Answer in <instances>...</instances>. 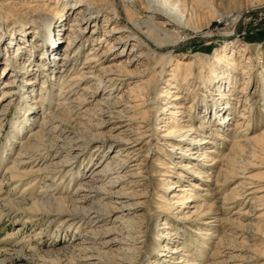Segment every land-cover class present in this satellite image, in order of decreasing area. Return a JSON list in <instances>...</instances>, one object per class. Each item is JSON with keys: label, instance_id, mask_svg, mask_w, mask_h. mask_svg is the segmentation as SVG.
Listing matches in <instances>:
<instances>
[{"label": "bare ground", "instance_id": "obj_1", "mask_svg": "<svg viewBox=\"0 0 264 264\" xmlns=\"http://www.w3.org/2000/svg\"><path fill=\"white\" fill-rule=\"evenodd\" d=\"M262 1L258 9L264 8ZM252 6L237 10L227 33L196 38L206 45L226 40L236 24L255 10ZM184 9L179 0H0V129L12 102L21 115L13 126L23 125V130L10 134L14 139L9 140V147L18 144L19 153L0 176V187L12 182L14 190L28 182L18 195L30 191L29 198L0 200V213L14 223L21 222L18 235L30 226L42 225L31 239L23 236L15 242L0 264H46L47 260L48 264H69L65 253L75 251V264H135L131 253L143 243V236L141 231L131 233L129 226L137 223L144 208L145 203L137 200L147 197L146 192L137 198L134 190L147 178L148 169L137 161L144 151L145 157L152 151L157 130L163 131L159 135L162 144L175 158L180 154L183 159L176 166L180 170L163 177L176 174L184 180L186 172L207 188L213 179L201 169L213 170L220 164L216 185L223 184L219 183L223 165L232 172L229 177L226 174L224 183H235L222 202L229 215L226 219L208 209L194 210L183 220L173 211L190 208L199 199L195 189H204L194 182L185 188L177 181H165L162 192H169L170 198L162 196L161 213L172 214L180 225L197 227L188 230L200 242L192 250H187L184 241L177 247L163 245L157 254L167 264H264V128L257 132L253 125V106L261 93L259 86L253 88V78L264 50L259 44H245L247 60L237 62L232 54H224L225 49L233 52L236 48L231 40L223 42L206 65L197 54L189 58L177 55L186 40L176 39L165 25L186 29ZM69 16L72 19L63 41L59 36ZM31 34L34 37L29 41ZM88 41L92 44L81 58L82 44ZM4 47L8 52L1 58ZM23 56H27L24 64L15 67ZM219 67L237 71L244 79L240 92L210 91L209 86L219 78ZM191 79L198 81V95L205 100L198 125L188 114L192 105H185L188 98L179 87ZM165 82L170 87L167 90L162 86ZM163 97L165 104L160 106ZM238 103L242 109L237 114L233 110ZM224 109L231 112L230 118L221 117ZM163 111L169 116L162 122L164 129L158 126ZM221 118L218 125H225L224 132L209 124ZM231 121L234 131L229 136L226 126ZM33 125L37 128L22 136ZM215 139L230 142L228 152L205 148L218 145ZM237 154H244L248 163L239 165ZM254 169L261 172L254 174ZM40 183L48 185L35 191ZM8 203L17 205L7 210ZM49 225L55 226L56 234L65 228L72 235L59 238L55 234L40 246L38 236ZM217 226L223 231L218 233ZM170 227L165 223L164 229ZM80 228L85 230L78 236ZM178 236L170 232L166 237L160 235L171 242ZM213 237L217 241L212 255L220 261L214 263L210 257L213 260L205 262L203 254Z\"/></svg>", "mask_w": 264, "mask_h": 264}, {"label": "rangeland", "instance_id": "obj_2", "mask_svg": "<svg viewBox=\"0 0 264 264\" xmlns=\"http://www.w3.org/2000/svg\"><path fill=\"white\" fill-rule=\"evenodd\" d=\"M181 4H185V9H184V16L188 19V26L186 27V29L184 30H178L175 27H173L172 25H165L166 29L173 34V36H175V38H183L184 40H186L185 42L182 43L181 46H179L178 49V53L177 55L179 56H186L187 58H189V56H193L194 54H197L198 57L206 64H208V60H210V58L213 56V54L215 53V51L217 49H220L223 46V42H228V41H235L236 44V48L234 49V51L232 52L231 49H225V56H231L235 58L237 60V62H241L244 63L247 60V57L249 55V53L244 52L243 50H245L244 45L245 44H259L261 45V47L263 48L262 50H264V8L258 9V7L261 5V3L263 2L262 0H179ZM248 5H253L252 7H256L255 10L249 12L248 14H246V16L244 17V19L239 22L238 24H236L234 31H233V35L231 37H226V40H218L215 43H212L210 45H206V42L204 41H198V38L196 37H200L206 33H212V34H225L229 31V29L233 26L231 19L233 16H235L237 10H239L240 8H245ZM257 5V6H256ZM72 16H69L64 23V28L63 31H61L60 33V38L65 41L66 40V33H67V28H68V24L70 23L69 21H71ZM161 20V18L159 19ZM162 21V20H161ZM236 32V34H235ZM99 34H102V31L99 32ZM32 37H34V35L31 34V37L29 38V41L32 40ZM92 44L90 41L86 42L85 44L83 43L82 46L83 47V51H81V58L86 57V52L85 50L88 48V45ZM8 49L6 47H4L1 51V58H4L5 55L7 54ZM10 54V53H9ZM62 56V53L59 54V57ZM27 57V56H25ZM24 56L21 57L20 60H18L16 66H20L24 64L25 58ZM60 67H56L55 69L58 71ZM74 69V67H73ZM255 75L253 78V88L257 85V87L259 86L260 88V96L257 100V102L254 104L253 106V110H254V114H253V125L257 126V132L262 130L264 128V54L263 56H261L260 59V63L257 66H255ZM217 74L219 76L218 79H214L213 83L211 84V86H209V89H211L210 91L215 92V93H219V92H225L227 93L226 95H229L231 93H238L241 91V88H243V84H244V79L242 77H239L237 71L235 72H230L227 71L224 67H219L217 69ZM179 83V82H178ZM198 81L196 83V79H191L190 81H188V83H179V87L181 89V92L183 93V95H186V97L188 98L186 101H183L185 103L186 106L192 105L191 109L189 107V109H187L188 114L190 115V117L192 118L193 122L197 123L198 125V121H199V117L198 115H200V112H202L203 110V104H204V98L203 96L198 95V92L200 90H198ZM39 85H37L38 87ZM163 88L164 90L169 89L170 87L168 86V82L163 83ZM263 90V91H262ZM208 91H205V94ZM53 93H57L56 90H54ZM208 94V93H207ZM164 95V92H163ZM196 95V98L194 100H192L193 96ZM164 97L161 98V100H159V105L161 102L162 104H165V99L163 101ZM192 100V101H191ZM227 101V100H226ZM15 103L12 102V107H11V111L9 112V114L7 115V118L5 119L2 128L0 129V176L2 175L3 171L6 169V167L10 166L12 163V160H14L19 151H18V144L15 147V143H13V147H9V140L10 139H14L11 138L10 134L12 132H14L15 134H17V132H20V129L22 128L23 130V125H20L19 123H16L14 126V122L17 119L16 117L21 116L19 114V108L17 109V106L14 105ZM226 108V106H225ZM215 109V108H214ZM238 109H242V104H239L235 107V110H233V112L235 111V113L238 114ZM224 111L226 112H222V116L224 115L225 117L230 118L231 117V112L227 111V109H224ZM155 111L152 110L149 112V114L152 116V114L154 115ZM202 114V113H201ZM23 117V116H22ZM21 117V118H22ZM169 116L166 114L164 115V111L163 114H161V122L159 121V128H165V127H161V125H163L166 119ZM28 119V117H27ZM34 119V118H32ZM202 120V119H201ZM21 120L19 119L18 122H20ZM168 121H172V120H168ZM234 121V120H233ZM233 121L229 122L226 126V129L229 133V136L232 135V132L234 131V123ZM17 122V121H16ZM222 122V118L221 121H217L214 119H212V121H210V126L212 128H215L218 132H224V129H222V127H224L225 125H218V123L221 124ZM29 124H35L33 123L32 120H29L28 122ZM27 123V124H28ZM157 123V124H158ZM13 126V127H12ZM22 126V127H21ZM13 128H16V130L14 131ZM32 128H37L35 127V125L33 126H29V128H27L24 132L23 135L28 134V131ZM225 129V130H226ZM21 130V131H22ZM162 130H157L158 135L156 136V138L152 141V151H149L148 156L145 157V151L143 153V155H141L137 161V163L141 162V163H145V165L147 166V171H146V177L145 179H143L141 186H139L138 188H136L134 191L137 194V198H139L140 196H142L145 192L147 194V197L143 198H139L137 201L138 202H142L145 203L144 208L139 212V217H138V221H136L137 223L133 226H129V229H131L130 231H133L131 233H134L136 231H141L142 232V236L143 238L141 240H143V243L138 245V248H136L132 253H131V260H133L134 262H136L135 264H160L163 261V264H167L166 262H164V260L162 259L163 257H160V255H158L157 253H159V250L162 249L163 245H167L168 247H177V245H179V242H185L186 244H188L189 246H187V250H192V245H198V243L200 242V240H198V238L196 237V235L193 233V231L188 230V229H196L194 227H192L191 225L187 224V225H180L178 222V219H174L172 216V214H162L161 213V198L162 196L165 198H170V195L166 192H162L163 190V185L164 182L166 181H172V182H176L177 181V185H183L186 188L187 184H190L192 182L197 183V185H199L200 187H202L204 190H196L194 192H197L196 194L199 195V201H193L191 202V206L190 208H181L182 211H179L178 213H176L175 211H173V214L177 217H181L184 219V217L186 218V216H188L192 211H198L199 212H206L208 211V209H215L214 213H218V217L219 218H224L226 219L229 215H227V213H225V210L223 208L224 203H222L225 199V194L228 192V190L235 184L232 181H228V183H224V177H227L226 174L229 175L232 174L231 169L228 166L223 165L222 168L224 169V171H221V175L219 179L220 180L219 183L223 182V184L221 183V185H219V187L216 185L215 183V179L217 177V174L220 171V164L217 165V167H215L213 170H207V169H201L206 170L204 173V175H210V177L213 179L212 183L209 185V187H203L201 186V183L199 180L194 179L192 176H190L189 174H187L186 172L184 173L186 176L183 178L184 180H180L178 178H176V174H174L171 177H166V176H162V175H172L174 172H177L178 168H176V166H178L183 159L179 156L180 154L175 155L177 158L174 157L173 153L171 151H169L168 146H166L165 143L162 139H160L161 137L159 135H161L163 133ZM209 131V130H207ZM225 134V133H224ZM13 137H16L15 135ZM160 137V138H159ZM17 138V137H16ZM25 138V137H24ZM22 138V139H24ZM216 143L218 145H214V144H207L205 146V148H210L212 146H214V148H217V150H219V154L221 153H226L228 152L229 148H230V142H227L225 144V142L221 139H215ZM229 143V144H228ZM220 144V145H219ZM184 144H182L183 146ZM216 146V147H215ZM167 147V148H166ZM192 147V146H190ZM222 147V148H221ZM221 151V152H220ZM170 155V156H169ZM172 155V157H171ZM241 154H237L236 161L239 162V165L244 166L245 164L248 163V158L244 155ZM148 158V159H147ZM220 158V157H219ZM241 158V159H240ZM159 159V160H158ZM145 162H144V161ZM174 160V161H173ZM245 162V163H244ZM149 165V167H148ZM161 167V168H160ZM163 167V168H162ZM228 168V169H227ZM167 169V170H166ZM173 173H172V172ZM227 171V173L225 172ZM182 172V170H181ZM229 172V173H228ZM231 172V173H230ZM261 172V170L259 171L258 169H254L252 171V173L256 174ZM172 173V174H171ZM224 173V174H222ZM151 175V176H150ZM161 176V178H160ZM222 176V178H221ZM150 177V178H149ZM175 177V178H174ZM227 177V178H228ZM149 178V179H148ZM53 179L50 180V182H52ZM9 183V184H7ZM4 185H2L0 187V200L2 199H6L5 202H8L7 199L10 200H21L22 198H29V193L30 191H26L24 194H22L21 196H19L22 193V189L24 187H26L28 184V182H25L24 184L19 185V187H17L16 189L13 190V183L12 182H7ZM50 184V183H49ZM48 185V183L44 184V183H40V184H36L35 186V191H39L40 188H42L43 186ZM188 188V185H187ZM191 189L192 186H190ZM142 193V194H141ZM173 193H178L177 190H174ZM207 194L208 196H203L202 194ZM19 194V195H18ZM28 194V195H27ZM33 194H35V192H33ZM8 197V198H7ZM25 197V198H24ZM207 200H206V199ZM175 199V198H173ZM204 199V200H203ZM202 200L204 202H202ZM2 202V201H1ZM202 202V203H201ZM204 203V204H203ZM3 204V202L1 203ZM203 204L201 207L200 205ZM206 204V205H205ZM14 205V204H13ZM12 204L10 205V203H8L6 205L7 210L9 209H14L13 207L17 205V203L13 206ZM22 204L18 203V206H20ZM61 205H64L61 204ZM198 207V208H197ZM200 207V210H198ZM214 207V208H213ZM4 217V218H3ZM194 218V217H193ZM231 219H235V217H231ZM182 220V219H181ZM169 222V225L171 226L169 229H164L165 228V223ZM217 224H219V222H217ZM46 225L43 223V226ZM138 227H137V226ZM21 226V222H15L13 220H11L10 218H7L5 216H3L0 213V259H3L5 257H7L9 254H11V249L10 248L15 242L19 241L22 239V237L24 236L27 239H31L32 236L34 235V233H36L38 231L39 228H42V225H33L30 226L28 228V230L25 231V233H17V229H19ZM207 228L205 226H200V228ZM199 228V227H198ZM61 230V231H60ZM85 228H80L78 230V236H80L83 232H84ZM216 231L218 233H220L221 231H223V229L219 228L217 226ZM215 231V232H216ZM177 233L179 236L178 239H176L175 241L178 242H171L166 240L165 238L160 237L161 236H165L166 237V233ZM216 232V233H217ZM23 234V235H22ZM56 234V230H55V226L54 225H49V227L44 230L42 232V234L40 236H38L39 238H41L40 240H37V243H39V245L41 246L45 242L50 241L51 236H55ZM75 233H73L74 235ZM57 237L61 238L64 236L66 237V235H72V231L67 230L65 228L59 229L57 231ZM16 236V237H15ZM217 241V237H213L210 241V244L207 245L208 248L206 249V251L204 252L203 256L205 258V262L207 259H209L210 257H213L214 255H212V250H214V246L215 243ZM44 249L43 247H41V250ZM7 252V253H6ZM8 252H10L8 254ZM78 252H73L72 254H68L65 253V259L68 260L69 264H75V260H76V256H77ZM183 253V252H182ZM7 255V256H6ZM20 255V254H19ZM41 256V255H39ZM39 256H37V258H40ZM221 256V255H220ZM67 257V258H66ZM180 257V255H179ZM130 258V257H129ZM218 257H213L210 258V261L213 260L214 263H216L217 261H220V258ZM217 259V260H216ZM201 262H204L201 261ZM49 263V260L46 261V264ZM57 263V262H54ZM65 262H63L62 264H64ZM218 264V263H216ZM220 264V263H219Z\"/></svg>", "mask_w": 264, "mask_h": 264}]
</instances>
